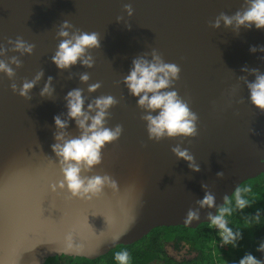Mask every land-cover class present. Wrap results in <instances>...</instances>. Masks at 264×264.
I'll return each mask as SVG.
<instances>
[{"label":"water","instance_id":"water-1","mask_svg":"<svg viewBox=\"0 0 264 264\" xmlns=\"http://www.w3.org/2000/svg\"><path fill=\"white\" fill-rule=\"evenodd\" d=\"M125 4L133 8L131 17ZM243 7L244 0H0V45L11 47L8 41L20 37L35 46L31 55L20 57V68L12 66L14 80L0 74V264H44L60 255L95 259L158 226L196 228L209 222V211H217L202 209L200 221L185 225L187 211L204 195L202 184L222 207L242 182L264 173V112L250 103L239 81L254 79L240 71L245 65L264 72V53L249 52L250 46L264 45V29L237 33L223 24L211 27L221 12L233 15ZM118 16L124 20L117 22ZM64 20L99 34L91 69L77 64L70 73L52 64ZM152 49L180 68L175 90L199 117L193 138L149 140L143 110L122 83L132 60ZM13 55L19 53L0 58ZM41 70L44 76L31 99L12 91L13 82L19 87ZM82 72L90 75L88 84H101L96 92L80 82ZM49 76L54 95L41 98ZM73 88H82L88 101L115 97L107 125L123 126L121 137L105 146L101 164L89 173L112 176L118 191L106 188L92 201L50 189L62 179L51 149L53 117L66 114L64 97ZM67 131L80 134L74 122ZM177 144L189 149L199 172L172 153Z\"/></svg>","mask_w":264,"mask_h":264},{"label":"clouds","instance_id":"clouds-1","mask_svg":"<svg viewBox=\"0 0 264 264\" xmlns=\"http://www.w3.org/2000/svg\"><path fill=\"white\" fill-rule=\"evenodd\" d=\"M124 11L128 17H131L133 15L131 4H125ZM116 20L120 22L124 17L118 16ZM221 24L237 33L240 28L264 29V0H244L242 10L236 11L233 15L221 12L212 22L211 27L219 29ZM56 35L60 42L51 57V62L58 70L71 73V68L77 64L87 69L94 66L91 50L100 47V37L97 32L81 31L74 28L68 20H64ZM8 44L11 47L0 45V57H5L10 51L19 53V56L13 55L7 60L0 58V74L7 76L9 80H14L16 72L12 66L20 68L22 66L20 57L25 54L31 55L35 46L20 37L14 41L9 40ZM249 52L264 53V45L250 46ZM240 71L254 77L249 80L247 76H241L239 81L247 88L250 103L260 112H264V72L258 68H249L247 65L241 67ZM179 74L180 68L177 64L165 62L162 55L156 49H152L150 54L145 52L135 57L127 75L123 77L122 83L128 94L136 99L137 107L143 110L141 119L146 124L149 140L159 142L163 139L193 138L197 135L199 117L191 110L189 102L175 90L174 85L179 80ZM43 76V70L38 71L31 80L25 79L19 87L13 82L11 89L20 97L31 99L29 93L39 84ZM78 76L81 83L88 84L90 80L88 72L79 73ZM100 87L99 82L88 84L87 91L94 93ZM54 92L53 77L49 76L39 95L41 98L51 99ZM64 100L66 114L53 117L56 131L53 133L55 143L51 145L52 152L58 160L62 179L50 185L51 191L54 193L57 190L66 191L70 197L82 201L99 198L106 188L118 191V182L112 176L89 174L101 164L102 150L105 146L117 141L123 133L122 125L116 124L112 127L107 125L110 109L118 101L112 95H101L88 101L82 88L71 89ZM70 122L75 123L79 136L69 135L67 129ZM171 151L177 159L186 161L192 171H200V166L188 148L177 144ZM223 175V171L216 173L217 178H222ZM201 187L204 189V195L196 201L195 208H189L187 211L184 218L185 225L200 221L202 209L215 208L217 209L215 213L212 211L207 213L206 219L210 222V226L219 230L223 245L238 247L239 241L243 238L242 232L234 231L229 227L225 218L226 215L231 214L232 209L218 207L215 194L209 190L208 185L202 184ZM248 204L249 201L237 190L235 206L242 210ZM254 219L259 221V212ZM256 251L264 254V239L259 242ZM115 259L119 264H128L129 253L117 252ZM238 264H264V260L258 259L252 252H247L239 259Z\"/></svg>","mask_w":264,"mask_h":264},{"label":"trees","instance_id":"trees-1","mask_svg":"<svg viewBox=\"0 0 264 264\" xmlns=\"http://www.w3.org/2000/svg\"><path fill=\"white\" fill-rule=\"evenodd\" d=\"M237 190L249 201L248 206L242 210L235 206ZM222 207L232 209L231 214L226 215L229 227L242 232L243 238L238 247H219V237L210 222H203L196 228L155 227L141 239L131 244L117 245L95 259L60 255L48 257L44 264H119L115 254L121 251L129 253L128 264H238L247 252L261 259V253L256 251V247L264 239V173L242 182ZM257 212L259 221L254 219ZM168 246L176 251L183 250L185 255L174 258L167 252Z\"/></svg>","mask_w":264,"mask_h":264},{"label":"rangeland","instance_id":"rangeland-1","mask_svg":"<svg viewBox=\"0 0 264 264\" xmlns=\"http://www.w3.org/2000/svg\"><path fill=\"white\" fill-rule=\"evenodd\" d=\"M167 252L173 256L174 258H181L182 256H184V251H176L173 248H171L170 246L167 247Z\"/></svg>","mask_w":264,"mask_h":264},{"label":"built area","instance_id":"built-area-1","mask_svg":"<svg viewBox=\"0 0 264 264\" xmlns=\"http://www.w3.org/2000/svg\"><path fill=\"white\" fill-rule=\"evenodd\" d=\"M226 218V217H225ZM226 220H227V222H228V226H229V221H228V219L226 218ZM213 227V229L215 230V232L217 233V236L219 237V240H218V242H217V244H218V246L220 247V246H222L223 244H222V241H221V237H220V235H219V230L216 228V227H214V226H212Z\"/></svg>","mask_w":264,"mask_h":264},{"label":"snow or ice","instance_id":"snow-or-ice-1","mask_svg":"<svg viewBox=\"0 0 264 264\" xmlns=\"http://www.w3.org/2000/svg\"><path fill=\"white\" fill-rule=\"evenodd\" d=\"M38 214H39V213H38ZM81 219H82V218H81ZM80 222H81V220H76V221H75V223H76L77 226H79Z\"/></svg>","mask_w":264,"mask_h":264},{"label":"flooded vegetation","instance_id":"flooded-vegetation-1","mask_svg":"<svg viewBox=\"0 0 264 264\" xmlns=\"http://www.w3.org/2000/svg\"><path fill=\"white\" fill-rule=\"evenodd\" d=\"M261 259L264 260V254H261Z\"/></svg>","mask_w":264,"mask_h":264}]
</instances>
